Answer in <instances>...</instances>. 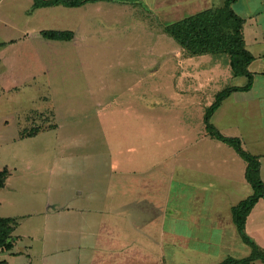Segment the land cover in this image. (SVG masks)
Returning <instances> with one entry per match:
<instances>
[{
	"label": "rangeland",
	"instance_id": "1",
	"mask_svg": "<svg viewBox=\"0 0 264 264\" xmlns=\"http://www.w3.org/2000/svg\"><path fill=\"white\" fill-rule=\"evenodd\" d=\"M168 10V0H97L78 7L0 0V170L7 169L0 216H19L17 231L32 243L28 253L25 241L17 243L13 249L22 252L11 260L96 263L93 232L124 230L122 202L139 188L125 170L162 175L176 165L179 177L189 174L191 136L198 140L191 145L195 152L226 155L228 149L240 157L216 136L197 138L217 93L239 82L230 53H192L164 30ZM45 29L72 30L73 37L49 39ZM215 160L196 165L217 167ZM227 161L233 165L224 171V180L233 182L228 197L236 198L241 162ZM189 179L171 178L175 188ZM157 192L155 186L148 191L149 210H156ZM180 195L171 205L187 209ZM60 205L62 211L80 205L84 213L45 214ZM144 207L138 202L136 209ZM176 226L187 228L180 221ZM56 230L62 252L57 261L43 262L41 250L53 247ZM88 230L91 235H83ZM205 251L216 261L213 249Z\"/></svg>",
	"mask_w": 264,
	"mask_h": 264
},
{
	"label": "crops",
	"instance_id": "2",
	"mask_svg": "<svg viewBox=\"0 0 264 264\" xmlns=\"http://www.w3.org/2000/svg\"><path fill=\"white\" fill-rule=\"evenodd\" d=\"M225 1L168 0L169 10L166 13L170 14V18L164 23L177 21L209 8L223 6ZM231 7L244 19L242 34L245 46L254 56L248 65L253 80L249 89L234 90L227 95L213 112L212 119L223 134L240 137L247 150L259 157L260 174L264 181V0H234ZM235 77L239 82L233 85L243 86L248 82L246 75ZM233 124H237L238 127ZM204 127L206 128V124ZM212 136L206 129L197 138L210 139ZM190 138L192 139V136L187 140L189 143L186 144V147L190 152L187 160L191 164H189V174H186V171L182 173L183 176L186 174L185 177H179V168L177 169L176 165L172 171H170L172 168L170 165L168 169L170 172L165 171L162 175L157 172L148 173L146 171L148 168L140 169V172L133 174L130 172L132 170H125L139 188H135V194L129 197L128 201L122 202L119 215L122 219L120 227L124 230L116 232L110 229L108 232H93V235L98 237L95 239L97 240V248L94 250L96 257L93 254L94 260H91L96 263L93 262V264H218L228 257L242 258L251 254L253 247L245 241L234 220L232 211L233 206L239 203L242 196L250 195L253 192L252 183L246 176L248 162L241 155L238 157L234 153H228V149H226V155H220L218 152L213 155L201 153L203 148L195 152L191 145L196 144L198 140ZM211 142L214 143L213 140ZM216 145L219 147V144L216 143ZM213 158L220 163L217 164V167L196 165L199 161L207 162ZM228 159L231 164H236V160L241 162V164H237L240 169L241 178L239 177V179L241 182H236L235 186L242 192L236 198L235 196L228 197V194H231L228 189H231L233 184V182L225 181L228 176L224 177V171L233 167L228 163ZM175 170L177 171L175 172ZM171 178L178 181L180 179L182 182H185V179H190L186 185L175 188ZM122 182L125 183L124 179ZM151 186H155L159 191L155 193L156 210L154 211L149 210V206H146L149 203L148 191ZM179 194H181L180 198L184 199L187 209H182L178 203H174L172 207L171 199L175 196L178 197ZM138 202L139 204L144 203L145 207L136 209ZM62 207L61 205L56 206L55 209L48 207L45 214L49 216L51 213L53 215L60 213L63 216H72L70 211H76L77 214L84 213V207L80 205L67 206L63 211ZM63 212L66 214H62ZM139 214L140 216L137 217ZM3 217H15L17 222L13 224V229L10 232L13 247L0 251V260H4L8 264H23L16 259L15 261L11 260L18 252H22L13 249L15 245L25 241L24 235L17 231L20 218L15 215ZM116 221L117 219L113 217L109 221L111 222L110 227L114 229L119 227V222L115 223ZM179 221L187 228H177L176 224ZM54 223H58V221L56 220ZM245 230L264 250V197L255 203L247 215ZM87 233L91 235L90 231H85L83 235L87 236ZM10 238L8 239L10 240ZM81 239L82 237H80ZM61 244H63V237L59 236L56 230L53 247L49 248L52 251L46 252L49 249L42 248L41 260L44 262L45 258L47 262L57 261L58 253L62 252ZM31 246L30 241L24 242L23 247L27 253L28 247ZM209 249L214 250L212 253L216 254L214 255L217 258L216 261L208 259L207 256L210 252L205 250ZM25 264L36 263L32 258L29 263ZM82 264H86V262ZM250 264H264V260L258 258Z\"/></svg>",
	"mask_w": 264,
	"mask_h": 264
},
{
	"label": "trees",
	"instance_id": "3",
	"mask_svg": "<svg viewBox=\"0 0 264 264\" xmlns=\"http://www.w3.org/2000/svg\"><path fill=\"white\" fill-rule=\"evenodd\" d=\"M93 1L97 0H34V5L36 7L55 5L78 7ZM233 1L226 0L223 6L209 8L180 20L164 23L163 27L169 35L186 46L192 53L228 51L231 56L230 64L234 75H246L248 77V82L245 85H232L217 93L215 101L206 110L205 124L210 134L233 145L248 162L246 176L255 189L252 195L241 200L232 208L234 220L245 241L252 245L253 250L249 256L242 258L228 257L218 264H250L258 258L264 260V250L260 248L257 242L245 230L247 215L255 203L261 197H264V181L260 174L261 163L257 155L243 147L240 137L223 134L211 119L213 112L227 95L234 90L249 89L253 80V75L248 65L254 56L245 46L242 34L244 19L231 7ZM228 21L231 24L227 23ZM42 34L49 39L55 40H67L73 37L72 30L45 29L42 31ZM6 174V168L0 170V188L5 184ZM15 222H17V218L15 217L0 216V251L13 247V239L10 238V232ZM0 264L8 263L0 260Z\"/></svg>",
	"mask_w": 264,
	"mask_h": 264
}]
</instances>
